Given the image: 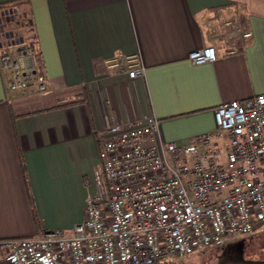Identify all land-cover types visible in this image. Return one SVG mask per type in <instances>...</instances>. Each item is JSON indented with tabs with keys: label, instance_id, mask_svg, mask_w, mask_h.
I'll list each match as a JSON object with an SVG mask.
<instances>
[{
	"label": "crops",
	"instance_id": "0c3cea01",
	"mask_svg": "<svg viewBox=\"0 0 264 264\" xmlns=\"http://www.w3.org/2000/svg\"><path fill=\"white\" fill-rule=\"evenodd\" d=\"M11 6L30 18L50 90L7 93L0 72V240L84 220L106 101L129 105L127 77L106 61L139 55L140 112L160 120L165 143L214 132L219 105L264 94V0H0V11ZM217 10L252 31L246 47L224 37L232 26ZM206 47L216 60L193 65L189 55Z\"/></svg>",
	"mask_w": 264,
	"mask_h": 264
},
{
	"label": "built area",
	"instance_id": "2783aa9c",
	"mask_svg": "<svg viewBox=\"0 0 264 264\" xmlns=\"http://www.w3.org/2000/svg\"><path fill=\"white\" fill-rule=\"evenodd\" d=\"M214 18L232 26L224 37L239 47L253 38L221 10ZM31 31L26 10L0 11V72L17 96L50 90ZM216 58L214 47L189 55L195 66ZM106 65L127 77L129 105L122 113L106 101L96 193L84 220L70 232L40 228L30 238L0 240V264H169L264 231V94L219 105L214 132L165 143L160 120L140 112L139 55L119 54Z\"/></svg>",
	"mask_w": 264,
	"mask_h": 264
},
{
	"label": "rangeland",
	"instance_id": "374dc122",
	"mask_svg": "<svg viewBox=\"0 0 264 264\" xmlns=\"http://www.w3.org/2000/svg\"><path fill=\"white\" fill-rule=\"evenodd\" d=\"M169 264H264V231L229 241L222 248L204 254L175 259Z\"/></svg>",
	"mask_w": 264,
	"mask_h": 264
},
{
	"label": "trees",
	"instance_id": "16d2710c",
	"mask_svg": "<svg viewBox=\"0 0 264 264\" xmlns=\"http://www.w3.org/2000/svg\"><path fill=\"white\" fill-rule=\"evenodd\" d=\"M12 7V6H11Z\"/></svg>",
	"mask_w": 264,
	"mask_h": 264
}]
</instances>
